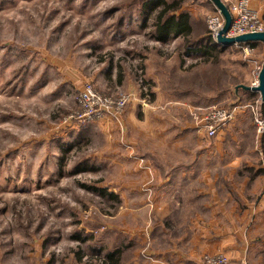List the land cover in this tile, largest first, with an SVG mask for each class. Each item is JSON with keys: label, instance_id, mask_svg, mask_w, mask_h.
Listing matches in <instances>:
<instances>
[{"label": "rangeland", "instance_id": "obj_1", "mask_svg": "<svg viewBox=\"0 0 264 264\" xmlns=\"http://www.w3.org/2000/svg\"><path fill=\"white\" fill-rule=\"evenodd\" d=\"M154 2L0 0V264H106L110 251L120 252L118 264H134L136 252L149 250L134 233L159 232L163 206L187 197L178 221L200 214L192 201L199 183L164 192L157 180L207 155L198 148L218 142L235 119L206 139L196 130L199 110L238 106L236 119L244 116L253 137L264 138L249 110L264 118L258 98L236 99V87L250 81L253 56L235 49L203 55L211 4ZM160 2L176 5L169 13L198 9L201 20L189 24L202 35L156 41L149 12L165 8ZM222 2L228 9L232 1ZM88 84L102 98L126 102L115 118L71 122ZM247 128L243 145L253 138ZM213 151L211 157L221 155ZM217 183L213 204L226 198ZM260 191L244 197L260 201Z\"/></svg>", "mask_w": 264, "mask_h": 264}, {"label": "crops", "instance_id": "obj_2", "mask_svg": "<svg viewBox=\"0 0 264 264\" xmlns=\"http://www.w3.org/2000/svg\"><path fill=\"white\" fill-rule=\"evenodd\" d=\"M210 3L216 12L210 0H205ZM233 1V0H231ZM250 7L255 10L260 16L264 18V0H250ZM179 9L178 12H173L175 15L186 13L189 16L190 22H197L199 19V11L194 6L183 11ZM191 30L188 31L187 36H201L202 33L195 35L193 25L190 24ZM170 37H173L171 35ZM179 35L177 38H183ZM208 37V35L206 36ZM214 40H210L212 53L217 54L225 50H237L243 55V48L249 45L233 44L231 46H223L217 41L213 45ZM253 52V63L251 65L252 71L248 76V82L236 87V92L239 91L236 99H244L247 101L253 96L260 100V96L254 91H247L240 86L251 87L250 83L253 81V71L257 66H262V60L259 61V52L264 56L261 50L264 46L261 43L250 45ZM254 66V67H253ZM145 90V87L143 88ZM237 104V102H236ZM239 104V103H238ZM201 105H198V107ZM262 110L264 106L261 104ZM196 107V106H193ZM238 109V108H237ZM263 112V111H262ZM237 115V113H236ZM240 116L229 124L226 130L221 133L222 137L219 141H212L211 145L202 146L198 148L200 153L207 154L202 157L189 158L186 163H180L175 167L174 173L158 178L160 184L164 185L161 188L164 192H170L173 187L177 189L174 184H188L199 183L201 191H198V196H193L192 201L199 206V210L193 211L200 214H193L182 217L184 221H178L179 216L175 215L186 214L182 212L186 209L185 199L179 200L171 207L163 206L160 213L161 221L159 224V232H155V228L147 232L141 229L136 232L138 242L141 239L149 241V250L135 253L134 264H202V257L207 255L225 254L232 259L233 264H239L241 258L251 260L253 264H264V153L258 154L255 151L256 141H259L261 147L264 148V138L256 139L254 136L252 124L246 126L245 121ZM242 120V121H241ZM246 127L251 129L253 137L248 139L247 144H242L243 140L239 139L245 135ZM193 129V127H192ZM219 134V135H221ZM201 137V136H200ZM202 138V137H201ZM237 147V150L235 149ZM217 150L221 152L218 157H211ZM236 150V151H235ZM225 151L227 153L225 154ZM224 152V154H222ZM262 153V150L259 151ZM221 170L220 173L218 171ZM240 181H237V174ZM223 181L225 200L221 204L212 203V195H215L218 181ZM261 189L259 195L261 200H255L253 203L244 196H256L257 191ZM161 191V193H163ZM194 194V192H192ZM187 195V194H186ZM201 196V197H200ZM235 196L238 200L228 199V197ZM257 199V198H256ZM192 211V213H193ZM175 218L176 221H175ZM179 222V223H178ZM177 223V224H176ZM177 228L181 231L178 235H171V231ZM222 228H228L225 234L219 235ZM183 230L188 233L183 234ZM216 230V233H214ZM146 231V232H145ZM244 233L247 235L248 241H244ZM149 235V236H148ZM244 244V245H242ZM248 244V245H247ZM260 259H263L260 261ZM255 260V261H254Z\"/></svg>", "mask_w": 264, "mask_h": 264}, {"label": "built area", "instance_id": "obj_3", "mask_svg": "<svg viewBox=\"0 0 264 264\" xmlns=\"http://www.w3.org/2000/svg\"><path fill=\"white\" fill-rule=\"evenodd\" d=\"M231 15V26L226 37L233 38L249 33H264L261 19L257 12L250 7V0H233L228 7ZM224 25L223 16L218 11L208 15L206 19L207 35L211 40L216 41L217 36ZM253 48L249 45L243 48V53L250 56ZM261 66H257L254 71L252 87L258 86V74ZM78 109L72 113L71 122L74 124H84L93 121H101L106 116L115 118L125 105L123 100H111V98H102L95 93L91 85H87L78 96ZM260 103V100H259ZM249 106L244 108L248 109ZM238 106L230 111L223 108H205L199 110V115L195 118L197 126L196 130L204 134L206 139H214L219 135L223 128L229 124L236 116ZM243 108V107H241ZM255 116L258 133L264 132V118L257 119V109L249 108ZM202 264H230L225 255H205L202 257ZM247 264V263H246Z\"/></svg>", "mask_w": 264, "mask_h": 264}, {"label": "trees", "instance_id": "obj_4", "mask_svg": "<svg viewBox=\"0 0 264 264\" xmlns=\"http://www.w3.org/2000/svg\"><path fill=\"white\" fill-rule=\"evenodd\" d=\"M159 0L154 3H158ZM163 4V2H160ZM165 8L161 9L159 12H157L155 14V9H152L149 13L153 14V16L155 18L153 21V29L151 31L152 33V37L158 41V42H162L165 43L168 38L173 35L174 37H178L179 35L184 36L183 39H187V34L188 31L191 30L190 28V24H189V16L186 13L183 14H179V15H175L173 13H169L171 10H175L176 9V5H166L163 4ZM153 11V12H152ZM210 38L206 37L205 40H203L204 43V52L203 55L205 57H208L211 55V52L213 50V48L211 47V42H210ZM213 45H216V42L213 41ZM202 43V44H203ZM255 42H249L246 44H241V45H255ZM217 46V45H216ZM214 51V50H213ZM261 104L264 106V104L261 102ZM119 251H110L108 253V255L106 256V260L105 263L106 264H118V255H119Z\"/></svg>", "mask_w": 264, "mask_h": 264}, {"label": "water", "instance_id": "obj_5", "mask_svg": "<svg viewBox=\"0 0 264 264\" xmlns=\"http://www.w3.org/2000/svg\"><path fill=\"white\" fill-rule=\"evenodd\" d=\"M216 11L223 16L224 25L217 36V42L223 46H231L233 44H246L249 42L261 43L264 46V33H249L247 35H240L233 38H227L226 35L229 32L231 26V15L228 12L227 7L222 0H210ZM258 86L256 87H245L240 86L242 89L247 91H254L260 96L261 102L264 104V58L262 66L258 74Z\"/></svg>", "mask_w": 264, "mask_h": 264}]
</instances>
